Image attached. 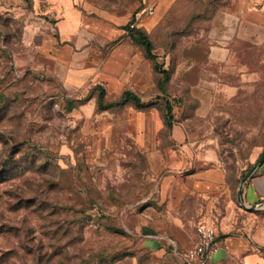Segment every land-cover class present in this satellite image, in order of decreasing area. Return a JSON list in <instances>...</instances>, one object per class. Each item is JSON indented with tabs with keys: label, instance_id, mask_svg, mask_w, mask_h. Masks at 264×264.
I'll list each match as a JSON object with an SVG mask.
<instances>
[{
	"label": "rangeland",
	"instance_id": "rangeland-1",
	"mask_svg": "<svg viewBox=\"0 0 264 264\" xmlns=\"http://www.w3.org/2000/svg\"><path fill=\"white\" fill-rule=\"evenodd\" d=\"M162 1L74 0L113 28H142L160 66L157 87L140 95L152 106L105 88L112 106L100 110L96 85L68 81L43 47L58 32L53 1L0 0V264H184L176 247L188 246L171 233L160 184L186 170L171 166L169 147L186 144L191 129L197 144H216L211 159L226 181L210 198L214 213L188 196L183 218L198 206L219 232L222 223L230 233L264 225V202L238 201L264 154V0ZM137 111L144 132L134 130Z\"/></svg>",
	"mask_w": 264,
	"mask_h": 264
},
{
	"label": "crops",
	"instance_id": "crops-1",
	"mask_svg": "<svg viewBox=\"0 0 264 264\" xmlns=\"http://www.w3.org/2000/svg\"><path fill=\"white\" fill-rule=\"evenodd\" d=\"M52 1L57 13V16L53 15L57 20L58 32L51 35L50 40L46 38L43 47L65 64L68 81L80 86L91 83L102 85L112 94H122L129 89L139 96L157 87L152 61L145 55L144 49L132 40L129 32L113 28L98 16L84 14L76 7L74 0ZM159 3L163 1L159 0ZM87 36L91 41L85 39ZM97 38L102 43L100 47L94 48V39ZM114 41L117 42L112 45ZM133 118H136L134 130L137 133L144 132L147 127L144 112H135ZM158 126L153 124L152 130L155 131ZM186 132L188 142L171 144L174 147H169L168 157L174 170H186L181 171V174L171 173L163 177L160 198L169 208L171 233L180 244L189 248L197 237V222H213L208 212L214 213L217 205L210 198L225 187L226 176L211 159L216 144L209 140L197 144L196 132L193 129ZM172 133L179 141L185 138L184 130L177 124L173 125ZM176 148L185 153L187 157L184 160L178 157ZM258 168L260 172L245 183L242 193L243 201L249 205L264 202V161ZM188 196L202 202L205 209L210 208V211L203 209L202 212L197 206L192 211L193 217L186 221L181 213V205ZM205 196L208 199H202ZM206 201L208 205H205ZM228 215L224 212V218ZM218 227L223 231L221 233L228 247L222 248L203 264H264V225L245 233L225 232L226 225L223 223ZM156 249L160 255L164 253L162 247L157 245Z\"/></svg>",
	"mask_w": 264,
	"mask_h": 264
},
{
	"label": "trees",
	"instance_id": "trees-1",
	"mask_svg": "<svg viewBox=\"0 0 264 264\" xmlns=\"http://www.w3.org/2000/svg\"><path fill=\"white\" fill-rule=\"evenodd\" d=\"M129 35L132 38V40L139 46H141L144 49L145 55L152 61L153 63V69L154 71H160V66L158 62L155 61L156 59V54L154 53L153 49V44L151 39L149 38V35L140 27H132L129 30ZM96 87L99 89L98 96L96 98L98 108L100 110H107L111 108L112 105L104 104L103 99L104 96L106 95L105 88L102 85H96ZM121 97L123 99L124 103H132L136 106V108L141 109V108H148L153 105V102H145L141 96L136 94L135 92L127 89L125 90L122 94ZM166 115V122L171 125V120L169 119L170 115V110L167 109ZM185 251V250H184ZM183 250H180L179 247H176V254H181L184 253ZM184 264H187V262L184 260Z\"/></svg>",
	"mask_w": 264,
	"mask_h": 264
},
{
	"label": "built area",
	"instance_id": "built-area-1",
	"mask_svg": "<svg viewBox=\"0 0 264 264\" xmlns=\"http://www.w3.org/2000/svg\"><path fill=\"white\" fill-rule=\"evenodd\" d=\"M135 24H131L134 27ZM197 237L193 244L182 253L187 264H203L222 248H227L224 235L214 226L199 223Z\"/></svg>",
	"mask_w": 264,
	"mask_h": 264
},
{
	"label": "water",
	"instance_id": "water-1",
	"mask_svg": "<svg viewBox=\"0 0 264 264\" xmlns=\"http://www.w3.org/2000/svg\"><path fill=\"white\" fill-rule=\"evenodd\" d=\"M263 161H264V154L259 158V160L252 166V168L242 178L241 184H240V188H239V191H238V199H239V201L241 203H244V201L242 199V193H243V187H244L245 183L252 177L254 172L257 170V168L259 167V165ZM259 206H260L259 204H254V205H251L249 208L250 209H258Z\"/></svg>",
	"mask_w": 264,
	"mask_h": 264
}]
</instances>
